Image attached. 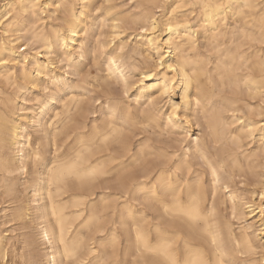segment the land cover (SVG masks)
Masks as SVG:
<instances>
[{
  "label": "bare ground",
  "instance_id": "1",
  "mask_svg": "<svg viewBox=\"0 0 264 264\" xmlns=\"http://www.w3.org/2000/svg\"><path fill=\"white\" fill-rule=\"evenodd\" d=\"M111 1L0 0L1 85L31 91L48 83L35 107L24 96L17 112L8 110L12 98L0 103V182L18 172L38 202L25 216L38 221L46 251L31 262L241 264L264 248V119L253 118L260 112L252 102L264 95V0H143L149 10L129 15ZM100 8L116 10V37L128 23L138 26L133 47L144 55L143 66L128 64L121 42L103 82L119 72L125 94L135 88L134 102L148 108L115 97L106 117L89 124L82 88L67 75L88 52ZM57 49L60 72L52 68ZM162 121L186 144L134 140L138 127L154 131ZM72 133L75 144L61 151ZM247 138L257 148L248 150ZM238 171L250 175L245 191L232 187ZM231 218L244 222L239 231ZM9 254L0 234L1 264H22V253Z\"/></svg>",
  "mask_w": 264,
  "mask_h": 264
},
{
  "label": "rangeland",
  "instance_id": "2",
  "mask_svg": "<svg viewBox=\"0 0 264 264\" xmlns=\"http://www.w3.org/2000/svg\"><path fill=\"white\" fill-rule=\"evenodd\" d=\"M109 5L114 6V8L118 9L117 11L119 12L121 10L120 12L121 15H129V12L130 14L131 13L137 14L140 13V10L144 8L146 12L147 10H149L148 9L149 5L145 4L143 0H112L109 3ZM142 5L144 6V8ZM115 9H112L111 11H107L105 8H100L99 9L100 11L99 12L97 11L98 13L96 14L97 15L100 14L102 18L100 17L99 20L96 21L98 23L94 26L92 31H90V35L88 37V52L86 56L81 59L79 64V70L75 71L73 68H71L69 74L67 75L68 79L72 83L82 88V94H79V89L77 88H74L72 92L79 94L81 99H83V108L87 109L86 115L89 124L92 123V120L94 118L100 119L106 117L107 101H112L113 99L116 98L120 101L130 103L132 106L136 107L137 109L148 108L147 104L143 103V101H141V103L134 102L132 95L135 93L134 91H136L135 88H133L129 92V94H125L123 82L119 72H117V77L112 75L110 79L108 78L107 82H103L105 79H107L109 73L107 70L108 55L109 53L115 54L114 48L120 45L121 42H123L124 45L126 46L124 50L125 53L127 51V53L125 54L126 62H130L128 63L130 65L133 63H137L143 66L144 55L140 53L135 54L136 51H134V47L137 44L136 43L137 39L135 38V34H133L132 32H135L134 30L137 29L138 26L128 23L127 25L123 26L124 27L122 29L123 32L118 36L119 38L113 35L111 23H112V18L114 17L113 13L114 11H116ZM161 12L162 15L161 16L158 15V16H160L159 19L163 20L165 19L166 12L164 11ZM161 12L158 14H161ZM103 18L105 20L100 22V19ZM159 30L161 31L163 37H165L166 32L164 31V27L160 26ZM99 39L100 42L98 41ZM108 39L110 41H108ZM21 49H23V47ZM35 50L36 49H34L33 51ZM60 52L62 53L61 50L59 51V49H57V52H55V54L53 55L55 63L52 66V68H54L58 72L61 71L60 70L62 68L61 66L64 65V62L61 61L62 55ZM128 54H130V56H128ZM154 58H156V56H154ZM136 77H134V79L131 78L130 80L134 81ZM46 85H48L47 81L42 80L40 81L39 87H37L36 89H31V91L30 90L26 91L25 88L21 89L18 88L17 86H10L5 84L3 85V83L1 85L0 83V88L4 90L3 92L0 93V103L3 100H6L7 97L8 99L12 98V101L10 100L9 102L10 104L11 103L12 104L11 105L9 104L8 110H10L11 113H13L14 111L15 112L18 111L19 109L18 107L20 106V104H22L23 98L26 97V99H28L26 106L29 108L35 107L37 103V99H43V97H45L43 95L42 89ZM46 91L50 92L49 89ZM104 91H106V93ZM16 94L18 96H16ZM62 97H65V95H62ZM175 98L178 101L181 100L179 94L176 95ZM65 102L66 100L61 103L60 102L56 103L58 110L63 109L62 106L63 104H65ZM252 102L253 105H255V107L257 108V111L260 112V115H254L253 118L257 120L264 119V95L263 97L262 96L256 97L255 99L252 100ZM160 104L164 106V109L169 108V103H166L165 101L161 102ZM1 106L3 105L1 104ZM179 131L181 130L176 128L166 127L164 122L162 121L160 127L155 128L154 131L153 130L147 131L138 127L134 132L133 138L135 141H138L139 143L150 142L153 144H159L163 142H168L174 146L175 145L178 146L179 144H186L187 139L184 137L182 133H179ZM192 133L200 135L201 133L200 128H197ZM42 135L43 132L41 129L34 133L36 139L41 140ZM75 142H76L75 133L63 137L60 140V145H61L60 150L63 152L67 151L72 145L75 144ZM245 143H248L247 145H245L248 148V150L255 149L257 148L258 145L256 141H253V138L245 139ZM47 155L48 156L53 155V148H51L50 146L47 148ZM249 178L250 175L248 174V172H241V171L236 172V175L232 182V187H236L239 190L245 191V189H247L248 187ZM28 179H30V177ZM12 183L14 184V190L12 192H9L6 186ZM30 196H31V188L29 187V183L24 179H20L18 172L12 174L11 178H9L7 181L0 182V234L6 236L9 246V253H10L9 256L10 257L12 256L11 258H13V256H17L18 253H20L17 256L19 259L21 253L23 254L24 257L22 259L20 258L21 260L19 259L22 262V264H30V263L33 264L32 263L33 259L43 261L44 260L43 255L44 252L46 251V245L43 243L42 238L39 235L38 228L36 227L37 226L36 222L38 221L37 220L32 221L29 216H25L26 208L28 204H31V206L33 207L38 205V202L32 201L31 200L32 198ZM141 207L147 210L149 209L147 203L141 205ZM19 212L21 213L23 212L24 214L22 213V215H19ZM227 212L228 211H224L226 215H228ZM231 221L236 231H239V227L242 224H244V222H242L241 220H237L233 218H231ZM24 239L29 241H26ZM262 242H263L262 244H264V239ZM263 255H264V248L258 247V252L255 255L253 256L243 255L242 258L244 259L241 260L240 263L261 264V261L259 260ZM1 262L2 260L0 259V264Z\"/></svg>",
  "mask_w": 264,
  "mask_h": 264
}]
</instances>
